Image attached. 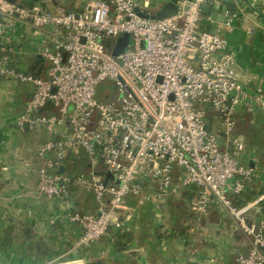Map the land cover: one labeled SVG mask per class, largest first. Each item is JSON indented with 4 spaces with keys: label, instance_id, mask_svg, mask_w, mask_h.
<instances>
[{
    "label": "built area",
    "instance_id": "obj_1",
    "mask_svg": "<svg viewBox=\"0 0 264 264\" xmlns=\"http://www.w3.org/2000/svg\"><path fill=\"white\" fill-rule=\"evenodd\" d=\"M159 1L174 2L177 11L153 18L155 0H83L75 10L52 0H0V78L32 86L17 124L43 125L48 133L39 149L38 192L66 202L72 185L92 193L95 211L67 214L83 227L79 243L88 248L111 227L126 226L130 216L121 210L130 195L149 200L194 191L195 229L210 206H224L252 243L234 264H264V222L251 216L264 210V194L242 205L232 198H242L255 176L243 159L237 113L264 110V91L246 89L222 31L234 29L238 12L221 0ZM204 4L211 5L208 15ZM126 34L131 43L115 55ZM27 52L46 61L44 75L23 64ZM106 79L114 91L99 101L97 88ZM81 150L100 154L110 177L95 169L61 172L69 154ZM146 179L153 192L142 196Z\"/></svg>",
    "mask_w": 264,
    "mask_h": 264
},
{
    "label": "crops",
    "instance_id": "obj_2",
    "mask_svg": "<svg viewBox=\"0 0 264 264\" xmlns=\"http://www.w3.org/2000/svg\"><path fill=\"white\" fill-rule=\"evenodd\" d=\"M14 1L28 4L30 0ZM221 1L239 15L233 30L222 31L236 53L246 89L264 91V4L258 0ZM52 2L75 10L83 0ZM161 9L162 3L155 0L153 12ZM212 15H217L215 10ZM23 64L44 75L46 61L40 55L27 52ZM31 92L29 83L0 78L1 264H44L75 258L83 259L82 264H234L237 255L249 252L250 237L239 229L224 206H210L200 229H195V214L189 205L194 191L149 200L130 195L127 208L121 210L122 217L130 216L126 226L111 227L92 246L82 247L79 242L83 227L70 221L67 214L71 210L93 212L95 201L90 191L76 185H72L69 202L38 192V169L42 164L39 149L48 133L43 125L17 124ZM237 121L236 132L246 143L243 159L255 169L253 182L243 197H232L234 203L242 205L264 194V110L259 107L252 114L239 111ZM63 165L67 174L95 169L110 177L100 154L92 158L84 150L71 152ZM143 184L146 191L142 196L153 192L151 180ZM251 216L257 223L264 222V210L252 211Z\"/></svg>",
    "mask_w": 264,
    "mask_h": 264
},
{
    "label": "water",
    "instance_id": "obj_3",
    "mask_svg": "<svg viewBox=\"0 0 264 264\" xmlns=\"http://www.w3.org/2000/svg\"><path fill=\"white\" fill-rule=\"evenodd\" d=\"M11 1H14V0H11ZM176 11H177V5L174 2L168 1L165 4V6L163 7V9L158 11L156 14L152 15V17L153 18H156V17L162 18V17L168 16V15L174 14ZM210 11H211V5L210 4H204L202 6V12L204 14L208 15V14H210ZM140 14L143 16H146V17L149 16V15L142 13V12H140ZM131 41H132V39H131L130 34H126L124 37L120 38L118 43H117V46L114 50V54L118 55L122 51L126 50L129 43H131ZM24 125H26V127H29L30 124L28 122H26V123H24ZM219 143H221V144L223 143V137L222 136L219 137ZM250 165H252V163H250ZM63 169H64V165H62L60 167V170L62 172H63Z\"/></svg>",
    "mask_w": 264,
    "mask_h": 264
},
{
    "label": "rangeland",
    "instance_id": "obj_4",
    "mask_svg": "<svg viewBox=\"0 0 264 264\" xmlns=\"http://www.w3.org/2000/svg\"><path fill=\"white\" fill-rule=\"evenodd\" d=\"M165 6V3L162 4V9ZM97 99L99 101H107L113 94L114 91V82L110 79H106L101 82L97 88ZM250 142V141H249ZM250 144V143H249Z\"/></svg>",
    "mask_w": 264,
    "mask_h": 264
},
{
    "label": "trees",
    "instance_id": "obj_5",
    "mask_svg": "<svg viewBox=\"0 0 264 264\" xmlns=\"http://www.w3.org/2000/svg\"><path fill=\"white\" fill-rule=\"evenodd\" d=\"M27 3H29V1ZM248 114H251V113H248ZM207 117H208L209 125L211 126L212 120H213L211 111L207 112ZM252 191H254V190H252Z\"/></svg>",
    "mask_w": 264,
    "mask_h": 264
}]
</instances>
